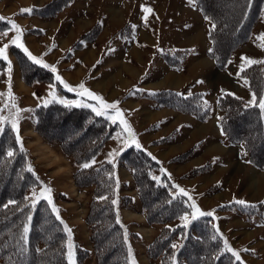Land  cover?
Wrapping results in <instances>:
<instances>
[{
	"label": "crops",
	"instance_id": "0c3cea01",
	"mask_svg": "<svg viewBox=\"0 0 264 264\" xmlns=\"http://www.w3.org/2000/svg\"><path fill=\"white\" fill-rule=\"evenodd\" d=\"M43 1L0 0V15L19 26L21 42L32 55L48 64L50 71L51 67L56 68V72L51 71L54 77L52 85L56 90L58 87L64 88L56 80L59 75L73 88L84 83L86 88L103 97L106 102H118V108L131 126L136 141L160 163L164 169L162 172L187 192L185 196L188 199L191 197L189 200L195 197L201 211L214 213L211 218L225 234L229 247L239 253L242 263L264 264L259 249L262 247L260 243H264V234L255 232L264 229V220L260 221L258 213L252 211L264 210L259 205L264 204V196L247 199L248 196L238 193V186L233 188V182H228L238 178L233 175H237L242 166L248 167L251 173L245 174V181L251 187L252 194L256 195L255 191L260 192L264 188V166L259 168L252 165L242 147L230 143L220 126L218 97L221 94L229 93L246 101L251 99L249 96L245 97L247 83L236 80L230 83L225 74L230 68L231 71L239 70L230 65L236 51L225 68L217 67L208 55L211 48L208 24L206 22L205 29L197 13L201 11L193 4L196 11L187 0H78L50 20L33 13L21 14V9L44 6ZM142 6L150 7L152 12L144 13ZM186 6L187 12L184 9ZM145 15L148 17L146 22ZM97 26L100 28L92 41L81 39L85 33ZM183 28H189L185 35L179 32ZM6 31L16 34L15 30H11V25ZM6 40L7 38L0 41V47L7 43ZM11 46L17 47L10 45L9 50ZM165 53L174 61L167 60ZM15 59L10 51L8 65L10 62L14 76L11 78L7 70L0 72V91L5 89L7 76L11 83L13 81V86L14 80L22 83L20 87L25 90L33 86L23 82L19 64ZM236 78L239 79L238 76ZM161 90H171L185 96L201 95L204 102L210 103L208 116L201 120L169 107H160L154 99L145 96ZM37 95L41 97L40 94ZM42 101L43 99L36 100ZM108 114L115 113L109 109ZM6 124L10 125L8 122ZM114 124L120 129L119 120ZM18 134H21L20 130ZM225 143L228 145H221ZM182 145L186 150L175 152L173 148ZM167 149L172 153L167 154ZM180 157L183 158L175 160ZM188 162L194 164L187 170L204 169L202 174L192 177L194 180L204 174L214 176L211 173L218 172L219 168L229 171L227 181L217 177L211 182L219 204L203 207L200 199L206 198L203 196L206 195L204 189L196 191L189 182L181 181L185 170L181 171L180 176L172 172V165ZM128 174L130 175L129 171ZM224 198L226 199L223 200ZM236 200H244L246 205H239L235 203ZM239 208L246 215L242 214L244 216L241 217L238 214ZM241 229L254 230L253 233L257 235L239 246L233 241L235 236L232 233Z\"/></svg>",
	"mask_w": 264,
	"mask_h": 264
},
{
	"label": "trees",
	"instance_id": "16d2710c",
	"mask_svg": "<svg viewBox=\"0 0 264 264\" xmlns=\"http://www.w3.org/2000/svg\"><path fill=\"white\" fill-rule=\"evenodd\" d=\"M73 1L50 0L44 6L34 8L32 13L52 18ZM192 1L203 17H208L205 19L208 22V39L212 49L208 55L219 69H223L231 55L249 40L262 9L264 13V0ZM220 3L229 8L227 19L219 13ZM8 21L6 18L0 20V32L9 29ZM212 24L216 25L214 30ZM99 28H92L81 39L92 41ZM10 51L15 55L26 85L54 84V77L49 68L34 63L24 51L16 47L11 46ZM164 56L167 60L174 61L169 58L168 53ZM6 65L7 63L0 59V71H3ZM239 77L247 81V87L255 94L258 105L259 100L264 98V63L244 67L243 71L239 72ZM145 96L154 99L160 107H169L201 120L209 113L199 94L185 96L175 91L161 90ZM257 105H250L248 101L229 93L218 97V107L223 118H220V126L226 139L230 143L240 144L250 163L263 167L264 154L260 146L264 143V110ZM30 116L34 121L35 131L47 142L58 144L62 154L72 160L76 168L72 174L75 186L81 190L92 188L84 219L96 264H133L129 255L131 249L127 242L125 243L127 226L121 218L119 219L118 214L120 209L131 202V197L123 195L120 190L121 179L115 173L116 166L119 165L130 172L147 224L159 226L157 236L146 247L145 253L149 258H159L158 263L161 264H179L180 256L185 254L193 259L188 264H243L225 249L223 239L208 216H198L195 220L190 218L187 227L184 224L169 226L168 223L173 219H178L184 213H192L191 203L185 195L180 194V188L173 187V182L167 180L169 178L164 172H158L160 163L142 147L137 148L134 143H130L118 154L117 165L109 163V160L92 164L93 159L118 130L116 124L103 116H97L88 108H68L64 104L54 102H49L47 106L38 105ZM242 121L247 122L246 126L241 127ZM0 129V245L9 243L7 230L14 224L16 229L13 240L10 241L17 255L14 264H28L30 259L37 256L35 251L46 254L49 258L48 264H81L87 251L73 241L72 236L69 241L65 226L70 228L65 220L60 218L61 211L53 212L52 205H49L46 199H41L32 206L33 192L39 194L44 189V183L27 150L17 142L18 132L8 124L0 125ZM59 129L64 131L58 132ZM9 151L13 152V156L7 155ZM86 163L91 166L83 167ZM202 170L204 169H199ZM153 177H159V180ZM51 198L55 205L53 196ZM113 200L117 203L113 204ZM55 208L57 209L56 206ZM25 225L29 228L26 240L22 239ZM193 232L197 234V238ZM107 233L111 239L103 247L106 241L102 242L100 237ZM173 234L181 237L180 246L176 248L170 244ZM213 236L216 237L215 240ZM201 240H205V245L209 246L211 251H206V247L200 249L195 246ZM69 242L73 245L71 261L68 259ZM183 258L187 260V257ZM226 259L231 262L226 263ZM0 261L8 264V260Z\"/></svg>",
	"mask_w": 264,
	"mask_h": 264
},
{
	"label": "rangeland",
	"instance_id": "374dc122",
	"mask_svg": "<svg viewBox=\"0 0 264 264\" xmlns=\"http://www.w3.org/2000/svg\"><path fill=\"white\" fill-rule=\"evenodd\" d=\"M50 0H44L43 5L48 3ZM78 1L74 0L73 2ZM40 2V0H39ZM72 3V2H71ZM70 3V4H71ZM188 4H191L192 7L196 10L194 7V3L191 0H187ZM69 4V5H70ZM187 4V6H189ZM187 6L184 7L185 11L187 12ZM220 8H219V13L221 12L222 16L224 19H227V11H229L228 6L225 4L220 3ZM64 10V9H63ZM197 11V10H196ZM61 12V11H60ZM197 13L200 16V20L202 21L204 28L206 29V22L207 20L202 17L201 13L197 11ZM36 15V14H35ZM39 16V15H37ZM41 17V16H40ZM45 20H50L51 18H42ZM168 21V20H167ZM164 22H166L164 20ZM208 24V22H207ZM208 26V25H207ZM189 28H183L179 29V32H182L183 35H185V31ZM4 32H7V35H3ZM261 34H264V13L263 9L260 11L259 17L253 26L249 40L244 43L242 48L239 50H236L234 53V58L233 60L231 59L230 65L233 68H239L238 69H233L232 72L230 69L226 71V76L227 79L232 83L233 81L237 82H243L245 84V79L239 77V72L241 69V65L243 64L244 67L247 66V64L242 61L241 57H247L256 61H261L264 60V47H261V44L264 43L260 40L257 39ZM16 34L12 33L9 34L8 31H3L0 32V41H4V39L7 38V43L11 41V39L15 36ZM64 37V36H63ZM206 37V36H205ZM9 40V41H8ZM17 48V47H16ZM7 56L8 60H4L7 65L3 71H8L9 72V65L8 61L10 57V50L9 48L7 49ZM3 60V59H2ZM16 60V59H15ZM17 61V60H16ZM15 65L13 64V67ZM0 71V72H3ZM15 72V69H14ZM235 72H238V75H235ZM11 78H13L12 74V65H11V72H10ZM5 77L7 76L4 75ZM238 76L239 79L236 78ZM10 77L7 76L5 78L7 81L5 82V89L0 91V93L4 94L3 96H0V109H3V111H0V116L6 117V120L4 123L0 124H6L8 122L11 126V122L13 120L17 121V127L18 130H20V144L24 146V149L27 150L28 155L30 156L32 163L34 167L36 168L37 172L41 176L43 183H44V188H50L51 189V196L54 198L55 205L57 207L60 215V218L65 220L69 228L71 229V236L73 241L77 242V244L81 247H84L85 250L87 251L86 258L84 257V261H82L81 264H96L95 258L92 252L91 244L89 241V230L88 226L85 222V214L87 212L89 203H90V194H91V187H86L85 189H79L75 186V184L72 181V174L75 171V166L72 163V160H70L67 156L62 154V152L59 150L58 144L55 142H47L44 138H42L34 129V121H32V118L30 116L31 112L35 107L38 105H45V101H50L54 103H60V100H65V101H81L82 103H86L89 105H97V101L90 100L86 97H81L79 95L74 94L73 92L68 91L66 88L60 89L58 87V90L55 88V95L56 99H52V96L50 93L53 91V88L50 86V84H33L32 88L30 89H24L20 87V85L17 81L14 80V86L13 81L12 83L9 80ZM231 78V80L229 79ZM15 79V77H14ZM235 86V85H234ZM246 87V85H245ZM9 88L11 90V94L14 97V100H10L8 97L9 93ZM14 89V91H13ZM37 94H40L41 97H39ZM249 96V98L252 99L253 93L248 89V87L245 89V97ZM263 97V96H262ZM37 99H43L42 102H36ZM250 99V100H251ZM249 100V101H250ZM15 104V107H12V104ZM62 104V103H60ZM7 105V107L5 106ZM204 105L207 106L208 110L210 109V103L209 102H204ZM88 108L90 110L91 107H84ZM95 114V112H94ZM106 118L107 116H103ZM107 119V118H106ZM110 121V120H109ZM111 122V121H110ZM247 122L242 121L241 122V127L246 126ZM12 128V126H11ZM213 130V129H212ZM63 129H59L58 132H63ZM55 132V131H54ZM67 132V131H65ZM120 134L119 138L117 137V134ZM195 139V138H194ZM193 139V140H194ZM125 141H128V134L123 130V126L120 125V129L117 130L109 139L107 144L104 146L100 154L95 157L93 160H95L96 163L100 162L101 160H109L112 159L113 163L117 165V156L118 154L126 148L125 146ZM131 142L128 143L130 145ZM221 144V145H226ZM230 144V143H229ZM228 145V144H227ZM233 145V144H232ZM186 147L184 145L180 147H175V152H182ZM262 153L264 154V143L261 144L260 146ZM163 149V148H162ZM177 149V150H176ZM167 154H170L172 152H169L168 149L165 151ZM115 153L114 157L110 156V154ZM166 154V155H167ZM170 156V155H167ZM247 157V155H245ZM248 159V157H247ZM74 161V160H73ZM249 161V160H248ZM198 162V161H197ZM194 163H183V164H177V165H172L173 166V171L176 173V175H181V171L185 170L182 176L181 181L185 180L187 183L191 184L192 188H194L196 191L204 189V193H206V198L200 199L203 203V207H211L213 204L219 202V198L215 196V188H211L213 185H211L213 180L215 178H223L224 181H227L229 178V171H226V169L219 168L218 172H212L210 174H204L201 175L199 178L194 180L192 177L194 175H200L204 172V170L199 171V168H194V169H188L187 168ZM252 164V163H251ZM253 165V164H252ZM258 167V166H257ZM263 168V167H259ZM161 169L159 168L158 172H162ZM115 171L116 174H118L119 177H121V192L125 196L131 197V202L128 206H125L124 208L119 210V219L121 218L122 222L127 226V236H126V241L127 244L129 245L130 249L129 250V255L131 260L134 262V264H161L158 263L160 260L159 258L156 257H148L147 254L145 253L146 247L149 245V243L155 238L159 232V226L156 225H148L146 224V220L144 221L143 217L145 218V214L143 211V208L140 204L139 198L137 196V192L134 186L133 181L130 179V175L128 174L127 168H124L123 166L119 165L116 166ZM187 170V171H186ZM250 172V169L248 167L242 166V169L237 175H233L235 180L228 181L229 183L233 182L232 187L235 188L238 186V193L241 195H246L248 198H254L258 199L260 196H264V188L260 190V192L255 191L256 195H253L252 192L250 191L251 187L246 184L245 181V174ZM251 173V172H250ZM160 175V174H159ZM166 176V175H165ZM168 178V177H167ZM191 178V179H190ZM172 181L171 179H167ZM194 182H198V185H195ZM175 182H173L174 184ZM175 185V184H174ZM214 194V195H213ZM64 196V197H63ZM215 196V197H214ZM211 197V198H210ZM193 200H189L190 203L193 201L195 202L196 206L198 207V204L196 202V198H192ZM224 198L223 200H225ZM219 204V203H217ZM261 207H264V204H259ZM227 206V204H226ZM193 210V209H192ZM240 213H238L241 217L244 216L242 214H245L240 208L238 210ZM253 213L257 214L260 219V221L264 220V210L256 212L254 211ZM188 215V219L191 215L188 213H184L183 215L179 216V218H175L172 221H170L168 224L170 227H174L176 225H183L184 221L181 219V217ZM204 217V216H202ZM212 221L213 225L215 226L216 232L222 235L223 238H226L225 234H223L218 226L217 223L211 218V216H208ZM207 223L206 221H204ZM209 222V221H208ZM210 223V222H209ZM210 223V224H211ZM208 224V223H207ZM209 225V224H208ZM223 225H226V223H223ZM9 225H7L8 227ZM4 227V226H3ZM6 227V228H7ZM43 227V226H42ZM226 228V226H223ZM16 226L14 224H11L10 228L7 230L8 231V240L9 243L7 245H0V260L5 259L8 260V264H14V261L16 260V253L14 251V246L10 241H12V236L14 235ZM218 230V231H217ZM262 230V231H261ZM184 231V230H183ZM254 230L252 231H246L241 229L240 231L236 230L232 233L235 238H233V241L237 245H241L245 243L246 241L250 240L251 237L257 235V233H253ZM255 232H262L264 234V229L256 230ZM194 236L196 237L197 234L193 232ZM231 234V232H230ZM4 237V236H3ZM187 238L188 236L185 235ZM204 237V236H203ZM197 238V237H196ZM205 238V237H204ZM1 239V238H0ZM110 237L107 234H103L100 237V240L104 243L105 247L108 244V241H110ZM180 240L181 237L179 235H171V245L176 244L180 246ZM227 240V238H226ZM205 240H201L199 244H195V246L200 249H203V247H206V251H211L209 246L205 245ZM203 243V244H202ZM262 244V247L264 248V243ZM186 246V245H185ZM257 246V245H256ZM262 247H259L260 251L262 252L263 258H264V250ZM69 249V248H68ZM36 255L32 259L29 260L28 264H48V256L46 254H42L41 251H35ZM69 252V250H68ZM183 257H187L185 260ZM182 254L180 256L179 264H188V262L193 261L191 257ZM69 259V257H68ZM73 259V255H72ZM167 259V258H166ZM171 260H175L173 258H170ZM70 261V260H69ZM176 261V260H175ZM174 261V262H175ZM230 259H226V263H230ZM242 262V261H241ZM0 264H3L2 261H0ZM165 264V263H164ZM193 264H197L194 263ZM221 264H224V262H221ZM239 264V263H238Z\"/></svg>",
	"mask_w": 264,
	"mask_h": 264
},
{
	"label": "snow or ice",
	"instance_id": "6c2138e0",
	"mask_svg": "<svg viewBox=\"0 0 264 264\" xmlns=\"http://www.w3.org/2000/svg\"><path fill=\"white\" fill-rule=\"evenodd\" d=\"M34 11V9L32 8H24L21 9V14L27 13V14H31ZM142 11L146 14L151 13L152 9L150 7H145L142 6ZM147 15L144 16V20L145 22L147 21ZM206 19H208V17H205ZM4 17H0V20H4ZM8 23L11 25V30H15L16 35L11 39V41L9 42V44H4L2 47H0V59L3 60H8V56H7V49L9 48L10 45H15L21 49H23V51L27 54L28 58L33 61L36 64H40L45 68H49L50 66L46 63L43 62L42 59H38L37 57H35L34 55H32L28 49L26 47H24L23 43L21 42V30L19 28V26L13 22V21H8ZM216 27L215 24H212V29L214 30ZM211 34V33H210ZM3 35H7V32H4ZM258 40L264 42V34H261L259 37H257ZM261 47H264V43L261 44ZM212 49H209V52H211ZM242 61H244L247 65H252V64H256V63H264V61H256L247 57H241ZM244 65H241V71H243ZM51 71L52 72H56V68L53 66L51 67ZM11 72V63L9 62V75ZM56 80L59 81L61 84H63V87L66 88L68 91L70 92H76L77 95L81 96V97H86L90 100H94L97 101L98 104L97 105H89L86 103H82L81 101H65V100H60L59 102L64 104L66 107L71 108V107H91L92 111L95 112V114L97 116H107L108 119L112 120L113 123H116L117 120H119L120 124L123 126V130L125 132H127L128 134V141H125V146H128V143H134L136 145L137 148H140V144L136 141L135 136L131 130V126L128 124V122L123 118V114L120 111V109L118 108V102H112V103H108L106 102L103 97L97 95L96 93L92 92L91 90H89L88 88L85 87L84 83H80L77 87L73 88L70 85H68L66 82H64L62 80V78L57 75L56 76ZM245 83H247V81H245ZM53 88V91L50 93V95L52 96V99H56V95H55V86H50ZM139 91V89L137 90ZM4 94L0 93V96H3ZM8 97L10 100H14V97L11 94V90L9 88V93H8ZM50 101H45V106H47V104ZM250 105H257V99L255 94H253L252 99L249 101ZM7 107V105H5ZM260 109L264 110V98H261L258 102L257 105ZM12 107H15V104H12ZM111 109L114 111V115H109L108 114V110ZM0 111H3V109H0ZM223 119V118H221ZM6 120V117L4 116H0V124L4 123ZM11 126L13 129H16L18 132V127H17V121L13 120L11 122ZM2 130V129H0ZM120 134H117L116 138H119ZM17 142L20 143V137L19 135H17L16 137ZM21 150H23V148L21 147ZM7 155L9 157L13 156V152L9 151L7 153ZM115 153L110 154V156L114 157ZM155 159V158H153ZM109 163H112L113 160L109 159L108 161ZM95 163V160L92 161V164ZM90 164H84L83 167L87 168L90 167ZM115 167V165H113ZM29 171H31V168H29ZM161 171H164V169H161ZM153 179L155 180H159V177H153ZM173 187L175 188H179L178 185H173ZM180 194L182 195H187V192L184 189H179ZM32 206L34 207L35 204L41 200V199H46L49 205H52V210L53 212H58V210L55 208V206L53 205V201L51 198V189L45 187L39 194L33 192L32 195ZM189 199H191V197H189ZM113 204H116L117 201L113 200L112 201ZM235 203L239 204V205H246V202L244 200H236ZM190 207L193 209L192 213H191V219L195 220L198 216H213L214 213L213 212H203L201 211L195 204V202L193 201L190 205ZM57 218L59 219V216H57ZM29 220H31V217L28 218ZM181 219L184 221V226L187 227L188 223L190 222L188 219V215H185L183 217H181ZM119 223V220L117 221ZM24 236L22 237V239L27 238V233L29 231V228L27 225H25L24 229ZM65 231L68 232L69 234V241L71 240V229H68L67 226H65ZM218 231V230H217ZM213 239L215 240L216 237L213 236ZM221 239H223L224 241V247L225 249L230 252L232 254V256H234L236 258V260H240V255L239 253H237L235 250H233L231 247H229L228 242L226 240V238H223V236L221 235ZM173 248L178 247V245H172ZM69 248V252H68V257L69 260H72V248L73 245L69 242L68 245ZM245 251H247V249H245ZM134 264V262H133Z\"/></svg>",
	"mask_w": 264,
	"mask_h": 264
},
{
	"label": "bare ground",
	"instance_id": "6f19581e",
	"mask_svg": "<svg viewBox=\"0 0 264 264\" xmlns=\"http://www.w3.org/2000/svg\"><path fill=\"white\" fill-rule=\"evenodd\" d=\"M263 180V179H262ZM260 181V180H259Z\"/></svg>",
	"mask_w": 264,
	"mask_h": 264
}]
</instances>
